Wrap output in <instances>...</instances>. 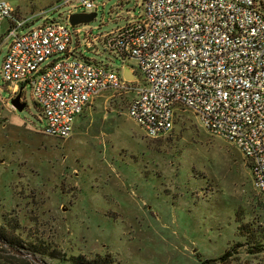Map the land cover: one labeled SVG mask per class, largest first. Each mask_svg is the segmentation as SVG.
Here are the masks:
<instances>
[{
	"label": "rangeland",
	"instance_id": "374dc122",
	"mask_svg": "<svg viewBox=\"0 0 264 264\" xmlns=\"http://www.w3.org/2000/svg\"><path fill=\"white\" fill-rule=\"evenodd\" d=\"M6 1L20 16L34 15L21 31L85 10L57 5L61 0ZM95 3L94 19L73 28L105 32L140 11L139 0ZM78 49L76 56L115 71L133 62L100 42L96 50ZM5 51L0 34V69ZM21 91L18 111L9 101L16 91L0 71V228L20 251L46 264H73L72 256L112 264H264V195L239 148L208 132L192 111L181 109L171 131L148 138L127 113L131 93L105 91L75 117L70 136L59 138L42 131L30 85ZM14 254L0 246L9 264H17Z\"/></svg>",
	"mask_w": 264,
	"mask_h": 264
},
{
	"label": "built area",
	"instance_id": "2783aa9c",
	"mask_svg": "<svg viewBox=\"0 0 264 264\" xmlns=\"http://www.w3.org/2000/svg\"><path fill=\"white\" fill-rule=\"evenodd\" d=\"M95 11V0H61ZM140 11L122 25L93 33L55 18L28 30L34 15L20 16L0 0L6 43L3 80L16 92L25 84L47 135L70 136L74 119L105 91L131 93L127 113L148 138L173 129L181 109L194 113L211 134L233 143L264 195V0H139ZM105 49L137 74L76 56L80 46ZM11 90V89H10ZM22 92V91H21ZM21 100H23L21 94ZM24 101V100H23Z\"/></svg>",
	"mask_w": 264,
	"mask_h": 264
},
{
	"label": "trees",
	"instance_id": "16d2710c",
	"mask_svg": "<svg viewBox=\"0 0 264 264\" xmlns=\"http://www.w3.org/2000/svg\"><path fill=\"white\" fill-rule=\"evenodd\" d=\"M2 244H5L8 247H12L14 249L19 246V242L17 240L13 239L11 236L5 235V233H3L1 228H0V246H2ZM34 248L35 249H32V252H34V253L37 252L40 254H51V253H53V250H54V249H48L47 247H46V249L45 248H36V247H34ZM16 249L19 250L18 248H16ZM26 253H28V252H26ZM29 254H31V253H29ZM32 255H33V253H32ZM227 255H229V250L225 251L223 254H221L219 259H224L225 256H227ZM49 256L56 257V255H49ZM5 258L6 257H4V256L2 257L0 255V263L1 264L13 263L12 261H8ZM10 259L17 262V264H38V263L34 262L33 260H30L29 257L19 255V254L11 255ZM70 260L72 261L73 264H112V261L110 259H107V257H104L102 262H99L97 259L88 260L82 256H72ZM208 261H209L208 259L207 260L204 259L201 261V264H206Z\"/></svg>",
	"mask_w": 264,
	"mask_h": 264
},
{
	"label": "water",
	"instance_id": "95a60500",
	"mask_svg": "<svg viewBox=\"0 0 264 264\" xmlns=\"http://www.w3.org/2000/svg\"><path fill=\"white\" fill-rule=\"evenodd\" d=\"M95 15H96L95 11H84V10L83 11H73V12L69 13L67 19H68L69 24L74 26V25H78V24L89 23L90 21H92L94 19ZM122 76L125 80H128V81L137 79V74L135 72L131 71L130 67L126 66V65H124V67L122 68ZM9 101H10L11 106L15 110H18V111L22 110L25 106V102L23 100H21V89H19L10 98ZM10 248H12V247H10ZM12 249L16 254L27 256L38 264H46V263H44V261L40 260L39 258H37L36 256H34L32 254L22 252L20 250L14 249V248H12Z\"/></svg>",
	"mask_w": 264,
	"mask_h": 264
},
{
	"label": "crops",
	"instance_id": "0c3cea01",
	"mask_svg": "<svg viewBox=\"0 0 264 264\" xmlns=\"http://www.w3.org/2000/svg\"><path fill=\"white\" fill-rule=\"evenodd\" d=\"M6 84H7V86H8V85L10 86V89H13L14 86H16L14 82H7ZM12 84H13L14 86H13ZM91 102H92V101H91Z\"/></svg>",
	"mask_w": 264,
	"mask_h": 264
},
{
	"label": "bare ground",
	"instance_id": "6f19581e",
	"mask_svg": "<svg viewBox=\"0 0 264 264\" xmlns=\"http://www.w3.org/2000/svg\"><path fill=\"white\" fill-rule=\"evenodd\" d=\"M13 85V84H12ZM14 86V85H13Z\"/></svg>",
	"mask_w": 264,
	"mask_h": 264
}]
</instances>
